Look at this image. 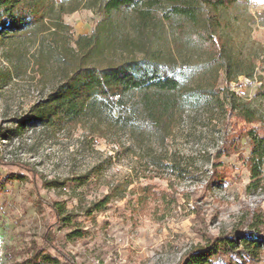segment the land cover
<instances>
[{"label":"rangeland","instance_id":"374dc122","mask_svg":"<svg viewBox=\"0 0 264 264\" xmlns=\"http://www.w3.org/2000/svg\"><path fill=\"white\" fill-rule=\"evenodd\" d=\"M90 4L71 0L65 8L76 9L60 15L57 8L47 31L0 41V231L6 247L20 252L41 242L55 221L48 202L72 214V225L57 234L78 264H176L208 236L259 222L264 230V168L252 177L245 161L249 139H242L239 153L219 154L232 130L224 125L227 108L250 105L261 121L240 126L264 134V98L255 96L264 89V2L222 10L219 66L210 65L207 47L191 30L184 41L172 25L148 32L155 56L182 83L223 90L219 100H188L171 131L143 138L108 111L61 129L33 119L63 79V59L79 57L75 40L100 21L99 7ZM118 35L127 42L106 48L97 63L142 55L129 26ZM140 120L138 112L134 121ZM215 166L224 179L211 184ZM8 169L25 177L10 180ZM46 181L55 183L44 187ZM224 260L237 264L227 255ZM249 264H264V252Z\"/></svg>","mask_w":264,"mask_h":264},{"label":"trees","instance_id":"16d2710c","mask_svg":"<svg viewBox=\"0 0 264 264\" xmlns=\"http://www.w3.org/2000/svg\"><path fill=\"white\" fill-rule=\"evenodd\" d=\"M71 0H0V41L25 35L33 31H47L57 8L66 9ZM98 6L100 21L90 34L79 35L74 48L79 57H65L63 79L45 99L42 109L33 119L52 129L77 127L87 117H99L106 111L115 113L118 119L132 127L137 137L150 133L165 135L171 131L180 111L190 99L219 100L223 89L188 86L179 76L167 71L151 47L150 30L160 25L175 26L180 40H186L187 32L201 40L207 47L209 63L219 66L223 59V39L218 34L222 10L230 9L249 0H88ZM136 35L139 52L120 59L111 58L107 63H97L96 57L121 39L118 32L124 27ZM150 44V45H149ZM264 98V89L255 94ZM141 113L140 122L135 116ZM235 119V121L233 120ZM261 121L257 111L250 105L226 109L224 125H232L227 132L220 153L230 155L241 151L242 139H249L251 154L246 158L252 177L262 174L264 168V134L257 127L243 129L240 123ZM0 165H5L0 158ZM34 173L28 165L18 164ZM8 178L23 179L24 174L8 169ZM224 174L214 167L209 183L220 182ZM46 181L44 187L53 185ZM210 184V185H211ZM55 221L49 223L41 242H32L25 251L16 252L6 247L4 264H78L74 256L59 245L58 231L72 225V214L66 206L47 203ZM260 223L246 228H235L226 233L206 237V242L189 248L176 264H234L225 262L224 255L232 257L237 264L257 262L264 252V230ZM17 260L18 254H24ZM219 261L214 262V257Z\"/></svg>","mask_w":264,"mask_h":264},{"label":"built area","instance_id":"2783aa9c","mask_svg":"<svg viewBox=\"0 0 264 264\" xmlns=\"http://www.w3.org/2000/svg\"><path fill=\"white\" fill-rule=\"evenodd\" d=\"M5 253H6V242L3 234L0 231V264L5 263Z\"/></svg>","mask_w":264,"mask_h":264},{"label":"snow or ice","instance_id":"6c2138e0","mask_svg":"<svg viewBox=\"0 0 264 264\" xmlns=\"http://www.w3.org/2000/svg\"><path fill=\"white\" fill-rule=\"evenodd\" d=\"M261 2H264V0H261Z\"/></svg>","mask_w":264,"mask_h":264}]
</instances>
